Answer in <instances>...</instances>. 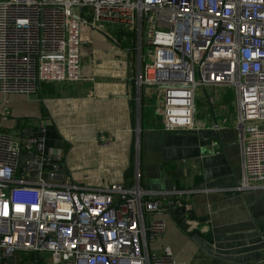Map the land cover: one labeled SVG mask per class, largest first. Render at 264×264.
<instances>
[{
	"label": "built area",
	"instance_id": "1",
	"mask_svg": "<svg viewBox=\"0 0 264 264\" xmlns=\"http://www.w3.org/2000/svg\"><path fill=\"white\" fill-rule=\"evenodd\" d=\"M84 25L132 42L127 80L139 102L144 88L162 92L166 132L200 127L197 89L232 87L244 170L235 189L264 188V0H0V92L84 79ZM46 147L0 130V264L18 250L35 264H177L170 246H153L167 229L156 215L172 205L189 214L194 190L166 200L139 183L85 186Z\"/></svg>",
	"mask_w": 264,
	"mask_h": 264
},
{
	"label": "crops",
	"instance_id": "2",
	"mask_svg": "<svg viewBox=\"0 0 264 264\" xmlns=\"http://www.w3.org/2000/svg\"><path fill=\"white\" fill-rule=\"evenodd\" d=\"M83 28L90 37L84 79L45 83L36 95L0 92V130L44 137L47 152L64 157L60 172L85 186L139 183L166 200L175 199L173 188L194 190L184 196L193 206L189 214L172 205L156 215L167 229L153 246H170L177 264H264V188L235 189L244 170L232 91L204 90L207 101L195 117L200 127L166 132L162 92L144 88L139 102L127 80L134 74L132 42ZM36 258L18 250L7 264Z\"/></svg>",
	"mask_w": 264,
	"mask_h": 264
},
{
	"label": "rangeland",
	"instance_id": "3",
	"mask_svg": "<svg viewBox=\"0 0 264 264\" xmlns=\"http://www.w3.org/2000/svg\"><path fill=\"white\" fill-rule=\"evenodd\" d=\"M114 27H112V25H110V27H109V29H113ZM229 91H232V93H233V95H234V89H232V87H230V88H225V91L227 92L228 90ZM214 90H215V88L214 87H212V86H208L207 88H206V92H207V94H209V95H213V93H214ZM152 93H156V90H154V89H152ZM157 94V93H156ZM208 95V96H209ZM162 96L163 95H161V100L163 99L162 98ZM206 101H207V95H206V93H204V89L203 88H200V89H197V91H196V106H197V115L200 113V111H201V109L205 106V104H206Z\"/></svg>",
	"mask_w": 264,
	"mask_h": 264
},
{
	"label": "water",
	"instance_id": "4",
	"mask_svg": "<svg viewBox=\"0 0 264 264\" xmlns=\"http://www.w3.org/2000/svg\"><path fill=\"white\" fill-rule=\"evenodd\" d=\"M176 209V208H175ZM183 209V208H182Z\"/></svg>",
	"mask_w": 264,
	"mask_h": 264
}]
</instances>
